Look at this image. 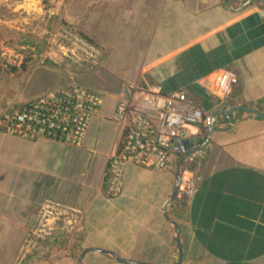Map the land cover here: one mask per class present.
Wrapping results in <instances>:
<instances>
[{"label":"crops","instance_id":"crops-1","mask_svg":"<svg viewBox=\"0 0 264 264\" xmlns=\"http://www.w3.org/2000/svg\"><path fill=\"white\" fill-rule=\"evenodd\" d=\"M60 20L101 49L102 67L72 75L66 59H33L26 100L73 76L103 97L101 116L79 148L0 132V264L16 262L49 198L84 209V223L24 264H264V0H68ZM22 34L15 42L33 39ZM222 72L237 82L220 102L212 80ZM135 82L184 91L213 123L191 128L166 170L128 165L112 197V116Z\"/></svg>","mask_w":264,"mask_h":264},{"label":"built area","instance_id":"built-area-1","mask_svg":"<svg viewBox=\"0 0 264 264\" xmlns=\"http://www.w3.org/2000/svg\"><path fill=\"white\" fill-rule=\"evenodd\" d=\"M9 1L13 9L4 2ZM68 0H0V67L21 69L27 59H66L79 68L95 70L102 67L101 49L71 26L58 24L50 30L51 20L67 8ZM10 10L15 17L8 23L3 11ZM25 13L37 24V43L43 41L45 50L37 53V46L27 44L23 37L19 45L1 36L6 26L14 35H24ZM17 17V18H16ZM18 19V21H17ZM24 19V21H23ZM19 22V24H17ZM49 31V37L44 32ZM13 39L14 36H13ZM16 40V39H15ZM30 60V61H31ZM213 95L222 102L237 82L234 75L222 72L213 80ZM103 97L95 91L80 87L71 77L67 87L50 90L17 108L0 113V132L28 140L48 138L72 148L84 144L90 122L101 116ZM112 120L117 125L114 149L105 169L104 189L108 196H118L124 188V173L128 165L155 171L168 169L179 146L188 138L191 128L209 127L213 120L197 102L184 91L165 93L158 85L147 82L127 83L126 94L117 100ZM85 210L69 204L46 199L40 205L33 224L16 258L24 264L39 250L54 240L60 231L71 242L82 228L79 218Z\"/></svg>","mask_w":264,"mask_h":264},{"label":"rangeland","instance_id":"rangeland-1","mask_svg":"<svg viewBox=\"0 0 264 264\" xmlns=\"http://www.w3.org/2000/svg\"><path fill=\"white\" fill-rule=\"evenodd\" d=\"M4 18L8 20L7 22L10 24L14 23L15 17L11 14L10 10L3 11ZM17 18V17H16ZM18 21V19H17ZM13 22V23H11ZM31 26L26 25V31L28 32L29 36L32 34V36L36 35L38 32H34L35 28H37V24L33 21ZM19 24V22L17 23ZM61 24V23H60ZM14 34H18V30L13 31ZM37 36V35H36ZM43 43V42H42ZM20 42H17V45H19ZM44 50H42L41 53H43ZM45 62H47V59H44ZM69 66H74L75 71L71 72L72 75L76 73V71H82L86 70V67L79 68L75 66L70 61H65ZM60 65L59 61L56 63V66ZM0 70V113L4 112L8 109H11L12 107H16L19 105V103L26 102V97H31L33 94H26L32 91L33 85L30 81L31 75L34 73L35 66L33 63H30L25 70L24 69H17L15 72H12L11 74H14L13 78H10V72L6 69L1 68ZM73 77V76H72ZM57 89V88H56ZM48 92V91H47ZM42 95V94H41ZM25 97V99H24ZM35 99V98H31ZM29 100V99H28Z\"/></svg>","mask_w":264,"mask_h":264},{"label":"trees","instance_id":"trees-1","mask_svg":"<svg viewBox=\"0 0 264 264\" xmlns=\"http://www.w3.org/2000/svg\"><path fill=\"white\" fill-rule=\"evenodd\" d=\"M59 18L58 17H54L53 18V20L51 21V26H50V30L51 29H53V28H55L57 25H58V22H59V20H58ZM65 24V23H64ZM65 25H68V24H65ZM69 26V25H68ZM28 27H29V25H28ZM74 29V28H73ZM1 36L2 37H4L7 41H10V42H13V40H14V44H16L17 42H15L16 40H17V38L16 37H18L19 36V34H12V32L10 31V29L9 28H7L6 26H4V27H2V29H1ZM13 36H14V38L16 39H13ZM22 36V35H21ZM37 40H38V38L37 37H35V36H33V39H29V40H26L25 42L27 43V44H33V45H35V46H37V53L38 54H40L41 52H42V50H43V43H42V41H40L41 43H37ZM90 40V39H89ZM91 41V40H90ZM93 42V41H92ZM94 43V42H93ZM31 60V58H28L27 59V61L26 62H29ZM27 65V63H25L24 65H23V67L22 68H25V66ZM0 70H2L1 68H0ZM12 70L13 71H16L17 69L16 68H12ZM180 151H182V149L180 150ZM180 151H178L177 153H176V155L177 154H179V152ZM67 261L68 262H70L71 264H75V260H73V259H71V258H68L67 259Z\"/></svg>","mask_w":264,"mask_h":264},{"label":"bare ground","instance_id":"bare-ground-1","mask_svg":"<svg viewBox=\"0 0 264 264\" xmlns=\"http://www.w3.org/2000/svg\"><path fill=\"white\" fill-rule=\"evenodd\" d=\"M4 3H5L6 5H9V1H5ZM11 6H12V5H11ZM63 12H65V10H64V11H62V10L60 11L61 14H63ZM61 14H60V15H61ZM24 16H25V18L28 20V17L31 16V15L28 14V13H25ZM57 17L59 18V19H58V20H59L58 24L62 23L63 20H60V16H57ZM51 21H52V20H51ZM30 22H31V21L28 20V22L26 23V25H29ZM49 35H50V32H49V31H45V32H44V36H45V37H49ZM25 43H26V42H25ZM16 44H17V43H16ZM40 54H41V53H40ZM200 106H201V105H200ZM201 107H202V106H201ZM195 127H197V126H195ZM183 147H184V142H183V144H182L181 146H179L177 152L180 151L181 149H183ZM177 152H176V153H177ZM176 153H175V156H176ZM74 207H75V206H74ZM79 218H81V219L83 220V219L85 218V217H84V214H83L82 216H79ZM83 223H84V222H83ZM32 224H33V223H32ZM60 236L65 237L64 233L60 231V233L58 232V233L56 234L55 238L60 237ZM55 238H54V239H55ZM59 239H60V238H59ZM65 240H66V237H65ZM66 243H67V241H66ZM38 246H39V245H38ZM39 247H40V246H39ZM17 256H18V255H17ZM14 264H17V262H15Z\"/></svg>","mask_w":264,"mask_h":264},{"label":"clouds","instance_id":"clouds-1","mask_svg":"<svg viewBox=\"0 0 264 264\" xmlns=\"http://www.w3.org/2000/svg\"><path fill=\"white\" fill-rule=\"evenodd\" d=\"M53 20V19H52ZM1 68V67H0ZM7 71H9L10 73H12V72H14L12 69L11 70H7Z\"/></svg>","mask_w":264,"mask_h":264}]
</instances>
